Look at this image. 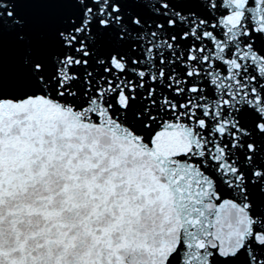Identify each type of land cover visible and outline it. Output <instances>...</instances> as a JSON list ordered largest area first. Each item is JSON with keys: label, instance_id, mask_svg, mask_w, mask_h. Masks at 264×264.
Returning <instances> with one entry per match:
<instances>
[{"label": "snow or ice", "instance_id": "snow-or-ice-1", "mask_svg": "<svg viewBox=\"0 0 264 264\" xmlns=\"http://www.w3.org/2000/svg\"><path fill=\"white\" fill-rule=\"evenodd\" d=\"M0 264H264V0H0Z\"/></svg>", "mask_w": 264, "mask_h": 264}]
</instances>
